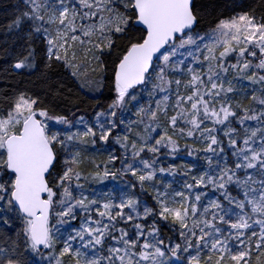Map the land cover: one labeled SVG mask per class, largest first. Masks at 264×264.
I'll use <instances>...</instances> for the list:
<instances>
[{"label": "snow or ice", "instance_id": "1", "mask_svg": "<svg viewBox=\"0 0 264 264\" xmlns=\"http://www.w3.org/2000/svg\"><path fill=\"white\" fill-rule=\"evenodd\" d=\"M7 30L0 264H264V0H18Z\"/></svg>", "mask_w": 264, "mask_h": 264}, {"label": "trees", "instance_id": "2", "mask_svg": "<svg viewBox=\"0 0 264 264\" xmlns=\"http://www.w3.org/2000/svg\"><path fill=\"white\" fill-rule=\"evenodd\" d=\"M17 2L18 0H0V49L11 45L12 33L8 32L7 26L12 22V18L16 11ZM210 2H212V0H210ZM214 2L217 4H222L224 3V0H214ZM247 2L253 6H257L259 4V0H247ZM3 64H4V60L0 59V65H3ZM10 79H12V82L15 83L20 78L15 77V78H10ZM3 83H4L3 75L0 74V86H2ZM35 90H39V89L37 88ZM92 106H95V105L93 104ZM100 159H106V156H102L100 157ZM191 159H192L191 157L183 156L181 159H178L177 161H175V163L184 164L188 160H191ZM199 162L201 164L204 163V161L202 160ZM167 163H171V161L166 162L165 166H167ZM167 178L173 179V177H170V176H168ZM167 178L165 177V179ZM181 178L182 177L177 176L175 179L180 180ZM105 183L109 184V186L111 184V182H105ZM92 187L93 188H104L105 185L104 184H94L92 185ZM137 191L139 192V189H137ZM151 191L152 190L149 189L147 192L140 193L141 198L145 200L146 202H148L149 204L153 203L152 198H151ZM162 230L166 235L169 234L167 227L162 226Z\"/></svg>", "mask_w": 264, "mask_h": 264}, {"label": "rangeland", "instance_id": "3", "mask_svg": "<svg viewBox=\"0 0 264 264\" xmlns=\"http://www.w3.org/2000/svg\"><path fill=\"white\" fill-rule=\"evenodd\" d=\"M166 178H167V177H166ZM166 180H167V181H171V180H173V179H172V178H167Z\"/></svg>", "mask_w": 264, "mask_h": 264}]
</instances>
